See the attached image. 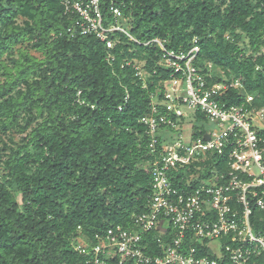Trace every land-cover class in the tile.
Here are the masks:
<instances>
[{"label": "trees", "instance_id": "obj_1", "mask_svg": "<svg viewBox=\"0 0 264 264\" xmlns=\"http://www.w3.org/2000/svg\"><path fill=\"white\" fill-rule=\"evenodd\" d=\"M112 2L127 33L111 32L117 40L107 48L93 32L69 36L61 0H0V264H89L92 249L78 248L80 239L98 243L118 225L137 230L154 159L141 119L165 113L172 71L161 62L164 50L146 42L174 52L196 45L194 64L208 81L240 84L222 101L252 94L264 107V0H102L106 26L114 24ZM192 130L200 135L204 126ZM226 168V156L207 153L168 175L190 191L192 176L194 187L211 176L225 183ZM249 221L264 232V209L252 205ZM257 261L264 264V254Z\"/></svg>", "mask_w": 264, "mask_h": 264}, {"label": "built area", "instance_id": "obj_2", "mask_svg": "<svg viewBox=\"0 0 264 264\" xmlns=\"http://www.w3.org/2000/svg\"><path fill=\"white\" fill-rule=\"evenodd\" d=\"M101 1L61 3L64 13L72 18L67 29L69 36L93 32L111 48L117 39H112L110 33L127 31L117 3L109 5L114 24L103 23ZM129 38L136 40L130 35ZM150 42L164 50L161 62L172 70L164 80L160 102L165 113L141 119L151 134L154 158L151 201L146 211L134 215L137 230L110 227L96 236L98 243L79 240L77 247H91L89 264H258V256L264 254V232L253 231L249 215L252 205L264 209V107L253 105L252 94L245 95L240 104L222 101L228 87L239 82L208 81L211 74L194 64L196 45L186 52H174L165 50L158 39L146 43ZM206 69L210 71L211 65ZM199 113L205 120L198 123ZM185 119L191 121L188 135L177 132L170 136V129H181ZM194 124L204 126L200 135L193 136ZM207 153L226 156L227 168L220 175L229 177L225 183H218L216 176H211L201 178L194 187L192 176L184 183L192 190L187 191L180 184H176L180 188L172 186L168 175L172 169L203 161ZM152 230L157 232L155 236L144 237L145 232ZM168 233L171 236L166 241L163 236ZM153 240L159 249L151 244ZM213 241L219 247H214Z\"/></svg>", "mask_w": 264, "mask_h": 264}, {"label": "rangeland", "instance_id": "obj_3", "mask_svg": "<svg viewBox=\"0 0 264 264\" xmlns=\"http://www.w3.org/2000/svg\"><path fill=\"white\" fill-rule=\"evenodd\" d=\"M30 53L39 55V54L35 53L34 51L32 52V50H30ZM190 122L191 121L185 119V122L182 124V128L177 130V132H178L177 135H181L182 133L184 135H188V133L190 132V125H191ZM169 135L174 137L176 135V132L175 131H171V132H169ZM15 136H16L15 137L16 140H18L19 136H17V135H15ZM212 243H213L214 247H219V245H218V243L216 241H213ZM215 249L217 250L218 248H215Z\"/></svg>", "mask_w": 264, "mask_h": 264}, {"label": "water", "instance_id": "obj_4", "mask_svg": "<svg viewBox=\"0 0 264 264\" xmlns=\"http://www.w3.org/2000/svg\"><path fill=\"white\" fill-rule=\"evenodd\" d=\"M204 137H205V138H208V135H207V134H205V135H204Z\"/></svg>", "mask_w": 264, "mask_h": 264}]
</instances>
